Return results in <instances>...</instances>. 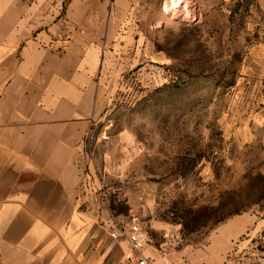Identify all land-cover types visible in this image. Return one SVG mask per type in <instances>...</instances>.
Instances as JSON below:
<instances>
[{
    "label": "rangeland",
    "instance_id": "374dc122",
    "mask_svg": "<svg viewBox=\"0 0 264 264\" xmlns=\"http://www.w3.org/2000/svg\"><path fill=\"white\" fill-rule=\"evenodd\" d=\"M167 1L131 0L85 141L91 194L161 243L181 236L177 250L228 241L225 264H264V0Z\"/></svg>",
    "mask_w": 264,
    "mask_h": 264
},
{
    "label": "crops",
    "instance_id": "0c3cea01",
    "mask_svg": "<svg viewBox=\"0 0 264 264\" xmlns=\"http://www.w3.org/2000/svg\"><path fill=\"white\" fill-rule=\"evenodd\" d=\"M130 5L0 0V264H130L85 173V141L112 101L108 66L128 47ZM150 237L144 254L158 258L161 237ZM231 247L176 248L172 260L225 264Z\"/></svg>",
    "mask_w": 264,
    "mask_h": 264
},
{
    "label": "built area",
    "instance_id": "2783aa9c",
    "mask_svg": "<svg viewBox=\"0 0 264 264\" xmlns=\"http://www.w3.org/2000/svg\"><path fill=\"white\" fill-rule=\"evenodd\" d=\"M168 6V1L165 6ZM149 74L153 80L159 81L161 85L169 83L170 77L166 71L152 65ZM91 180V179H89ZM91 188L93 187L92 180L90 181ZM106 226L109 229L110 236L115 240L126 239L128 241V249L125 253V258L130 264H173V251L183 244V238L179 235H168L169 239L161 243L158 247V258L145 255L144 247L150 243V235L147 226L138 214H131L126 220H119L117 217L107 221Z\"/></svg>",
    "mask_w": 264,
    "mask_h": 264
},
{
    "label": "bare ground",
    "instance_id": "6f19581e",
    "mask_svg": "<svg viewBox=\"0 0 264 264\" xmlns=\"http://www.w3.org/2000/svg\"><path fill=\"white\" fill-rule=\"evenodd\" d=\"M184 4V0H168V6L172 8H180Z\"/></svg>",
    "mask_w": 264,
    "mask_h": 264
}]
</instances>
